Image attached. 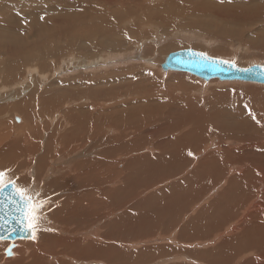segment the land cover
Listing matches in <instances>:
<instances>
[{"label": "rangeland", "instance_id": "obj_1", "mask_svg": "<svg viewBox=\"0 0 264 264\" xmlns=\"http://www.w3.org/2000/svg\"><path fill=\"white\" fill-rule=\"evenodd\" d=\"M25 1H27V0H25ZM48 1L51 4H54V2H55V0H48ZM65 1L66 2L67 1L69 2L70 1L71 2V5H70V2L69 3L67 2L69 4L67 6L68 8L67 7L61 8V9L60 8L59 9L56 8L55 10L47 11V12H44V13L43 12H37L35 10V7H34L35 6V1H33L34 3L32 2L31 4L27 5L26 8H27V10L29 9V7H30V9H34L35 10V14H33V15L28 14L29 17H28V15L25 14L24 17H23L25 19H23V18L20 19V22L21 23L28 24V25L31 26V28H29L27 25H24V26H21L20 29L18 30V31L22 30L21 33L25 36V38H27V41L21 40V42H22L23 45L19 44L17 46V47H19V46L21 47L20 50H18V49H15L14 50L13 49L15 53L17 51H20V54L19 53H16V54H19L18 55V58H20V56L21 57L26 56L27 55V52L30 51V50H28L29 48H31V50H32V49H35V47H38L39 45H43L44 43H47V45H50L52 48H56V47L58 48L57 45L59 43L60 50L62 48L64 50H62L61 52L58 51L59 54H54V56L52 54H48V56H44V54L41 55L40 57L42 59H40V60H42L43 63L45 62L44 64L42 62H40V60H39V62H40V64H39L38 60L34 59V60H32V63L30 61L25 67H22L21 66L22 67V70H23V75L26 74V70H27L26 67L27 66H29V67H27L28 69H31L32 66H33V68L36 69L37 72L41 74V76H43L45 74L44 76H46V80H44V82H43L42 80L38 79L39 77L37 78L36 77L37 74L35 73V76L34 77L36 79L35 78H34L35 80L31 79V77H32L31 76L30 77V80L28 79V81H27L28 83L31 84V85H29V88H33L32 90H34V87H35L36 88L35 94L38 92L35 95V98H37L38 101L36 99H34L33 102L35 104L31 101V105L32 106L34 105L32 107L34 111L32 110V112L35 115V120H34V125L35 126H33V128L35 127V130L33 128L27 127L28 129L30 128L29 130H31L30 132L29 131L27 132L26 131L27 128L24 126V129L25 130L22 129L21 132L22 131H25V132H22V133L20 132L21 133L20 134L18 132V131H20V125H17V126L15 125L14 126L13 123H12V121L10 120V119H13V117L16 116V115H13L12 112H6V114L3 113V114L0 115V119H2V120H0V133H4L5 135L10 134V135H7L6 136L8 138L5 139V141L0 145V150L3 149V148H5L6 146H8L9 144H11L13 142H15V146H16V148H13L12 151H10L8 153V155H7V158H8L7 160L9 161L10 165L7 166V167H2L0 165V172H4L6 174L5 177H4V180L7 179V177H9L11 173H14L15 175H17V176H15L14 178H12L10 180H5V183H8L9 181H12V182H15L18 187H20L19 186L21 184L20 182H22L21 179H25V182H24L25 183V186L23 187V185H24L23 184L21 187L24 188V189H27V194L32 195L36 199H43L46 202L45 203V207L43 209L42 218L40 219L39 224H38V228L33 233V236H35V235L38 236L39 234H43V233H49V231L52 230V228H50L49 226H52L53 227V225H54L53 221H54L55 218L49 219L46 215H48L50 211L52 212L53 209L56 208L57 205L56 204L54 205L55 202H58V204H59L60 202H63L64 200H67L68 201L67 202V205L69 203L70 204H69V207L67 205L65 206L67 210L65 209L64 205H62V210H61V214H62L61 217H62V219H65V221H68L70 223L69 225L72 228L74 226L78 225V223L80 224L81 221H84L86 223H88V222L89 223L90 222L91 223H94L96 220H98V221L100 220V222H99V231H100V234H102V236H104V239L105 240H109L110 241V244H106L105 245L106 246L105 248H115V249H117L116 252L118 251V249L119 250H123V252H124V250L126 251V250L130 249V250H128V256L129 257L127 259H123V257H122V254L123 253L120 251V253H117V254H120V256L118 257L119 259L116 258L117 257V254H116L115 262L117 264H121V263L122 264H127V263L128 264H138L136 262V260H129V259H131V257H135L137 255H140L141 254L140 253L141 251L146 252L144 250L147 247H149V249L151 250L152 248L153 249L154 248L155 249H158L161 244H162V246H167V245H170L171 244L168 241L165 242L162 239H157L158 237H156V238L148 237L149 236L148 235L149 233L147 234L146 232H149V231L143 229L145 231L144 232V231H141L140 230V228H144L146 226V223L147 222L141 220V218H140L141 211L140 210H137V208L139 207V202L147 201L149 198H151L153 196H157V195L159 197L164 196V197H166L169 200L170 199H173V197H171V195H172L171 194V191L168 190L166 188V186H165L167 184L163 185L166 181L164 183H163V181H160L161 183L158 182L160 184L157 185L156 187H154V186H151L150 187L151 181L148 183L149 186H146V187H144L143 185H141V186H139V188H136L134 186V188H136L135 191H134V189L131 190V188L133 187V183L132 182H131L130 186L127 189L123 188L122 187L121 180L124 183L125 180H126V178L128 177V175H126L128 173H127V171H125V166H126V164L128 162H130L133 159H146V158H152V160L153 159H157L159 157V155H161V153L163 154V156L165 158L167 155H164V154L169 149L166 150L165 152L162 151V150L160 151L159 149H157V145H159L161 143L168 142V140L170 139V137H179V138H181V136H183V135L186 137L187 135H185V134H187V131L191 129V126L188 125V124L181 125L179 123V120H178L180 118V116H176L177 114L174 115L172 113V110H171L172 105L169 106L170 105L169 102H171V99L168 96H165L166 94L169 95L170 92H167L165 89H162V87H164V84H168V83L171 82L169 85L172 88H174L175 85L176 86H178L180 84L187 85L188 91H190L192 93V95H191L190 92H186V93H190V95L188 97H187V94H185V93H183V94H181L179 96H176V95L172 94L174 97H180V101H178L179 103L177 104V102H176V107L177 108H182V109L185 107V105L183 103H181V101L183 102V100H184L185 103H189V100L188 99L193 100V103L194 102L195 103H199V105H201V107H207L208 106V101L210 99H208L206 102H204L203 100H205L206 98L210 97L214 92L216 93V103H217L219 101V96L217 95V91H219L221 89H223L222 91H229V90L232 89L231 91H229V92H231L229 94L232 95V96L237 95V92L238 91H241L242 93L245 92V91L254 90V89L261 90L262 92L264 91V86L263 85H257V84H252V83H246L247 84L246 85L244 83V86H243V82H241L242 84H240L238 82H235V83L234 82H226V83H224V82H221V81H218V80H215V81H213V80L210 81L209 80V82H208V81H204V80H202V79H200V78H198V77H196L194 75H191L189 73H180V72H178L179 74H183V77L179 76L177 78L175 77L174 79H170L172 76H175L176 75V73H174L175 71H170L169 73H164L162 71V76H160V74H158L157 71L154 68H151L148 65L146 66V64H144L143 61L140 59L141 56L144 55V52H143L144 51V48L147 46V48H145V49H147L148 52H149L147 54L145 53L146 56L148 58L149 57H152L158 63L160 61H163L164 58H165V55L167 56V54H169V53H172V52H175V51L177 52V51H181V50H192V51H196V52H199V53H203L204 55H206V56H208V57H210L212 59H218V60H222V61L234 62L235 65H237L238 67H242V68H247L248 66L250 67L252 65H260V66L264 67V40H260V38H259L260 36H264V21H262V20H264V18H263L264 17V11L262 12V10H264V0H245V2H242V6L244 8V11L242 12V14H239L240 17L235 16V15H238V14L230 13V12L214 13V15H213V13H209L208 14V12H202V11H200L202 13V14H200L199 11H197V12L195 11L196 12L195 14H198L197 17H198L199 20H203V21H206L207 20V22L208 21L209 22L211 21V24H210L209 27H204V26H201L200 25V26H197V28L191 29L190 26L184 25L185 26V28H184V26H182L181 24H179L177 22V20H176L174 22L175 25H173L174 27H171L170 24H167L166 28H168V29H165L164 30V29H161L160 28L156 32H153V36H148L147 37V36H143V29H139L140 30L139 31L140 33L139 32H136V31H138V28H140V27L139 26L137 27V26L134 25L133 27L129 28V30H128L129 33L131 32V34H133V35H131L132 37L131 36L130 37H127V39H126L127 42L125 41V39H122V43H123L121 45L122 47H120V48L118 47V50L116 51V52L119 51V53H116L115 52V53H109V54L107 52H105L103 49H106L109 46H112L113 44L106 45L108 47H106V46L105 47H99L100 48L99 49L96 46V44L93 45V42H92L90 44L92 47L89 46V48L87 49L86 46L83 45V40L80 41V39H83L81 37L82 36V34H81L82 33L81 28L82 27H80L79 25H76L75 26L72 23L73 18L76 17L79 14L78 11H80V10H82L84 8V6H81V5H82V3L85 2V0H65ZM65 1L64 0H60V2H63V3H66ZM76 1H77V3H76ZM135 1L142 3L143 0H140V1L139 0L138 1L135 0ZM135 1L133 2V0H131V4H132L131 6H134L135 4H137ZM72 2H74L75 4H79V5H76L75 6V4H73ZM91 2H92V4L93 3L99 4V1L98 0H93ZM156 2H158V1H155L154 3H156ZM145 5L152 6L153 4H145ZM122 8H124V6H122L120 9L122 10ZM96 9H99L100 10V8H96ZM124 9L127 10L128 7L125 6ZM75 12L76 13L78 12V13L76 14ZM74 13H75V16L72 15ZM248 14H249V16H248ZM139 15L140 16H144V13H140ZM191 16H192V14L186 15L187 20H191V18H192ZM241 16H243L244 18L241 17ZM48 17H50V18L49 19H46ZM197 17H193L192 20H195ZM69 18H70V20H69ZM229 18H231V19H229ZM42 19H45L47 22H51V21H55V22H53L51 24H45L44 25L43 23H41L42 22L41 21ZM61 19L62 20L65 19L66 21L69 20V22L67 21V22H64L63 23ZM174 19H176V18H174ZM246 19H248V20H246ZM238 20H239V22H238ZM28 22H30V23H28ZM32 22H34V23H32ZM131 23H133V22H131ZM53 24L54 25H57V26H54ZM172 24H173V22H172ZM217 25H219V26H217ZM182 27H183V29H182ZM229 27L231 29H229ZM173 28H174V30H173ZM205 28H206V30H205ZM207 28H209V30ZM210 28H211V30H210ZM130 29H134V30H130ZM238 29H241L243 31L238 30ZM215 30H216V32H215ZM18 31H13V32L11 31V33L14 34V33L18 32ZM172 31H173V33H172ZM190 31H191V33H190ZM200 31H202V33H200ZM204 31H205V33H203ZM217 31H219V32H217ZM220 31H222V33ZM240 31H241V33H240ZM60 32L61 33L63 32V33L60 34ZM66 32L68 33L69 42L75 41L78 38L77 40L80 41L79 44H78L77 41L75 43L78 44L77 46H78V49L79 50H69L68 51V49H66L68 47V44H69V42H67L68 41V38H67V33ZM159 32H161V34H158ZM165 33H167V35ZM174 33L175 34L176 33L177 34L180 33V34H178V35L175 36ZM184 33H187V34H185V36H183ZM262 33H263V35H262ZM58 34H60V35H58ZM63 34L64 35L66 34L65 35L66 37ZM137 34H138V36H137ZM214 34H215V36H214ZM238 34H239V36H238ZM258 34H261V35L259 36ZM169 35H170V37H172V39L170 37H168ZM181 35L183 36V38H182ZM155 36H157V37L160 36V37H158V39L161 38L159 40H162L163 41V42L161 41L162 42V45L161 46H160L161 42L160 43L159 42H156V44L152 45L153 41L155 40L154 38H156ZM161 36L165 37L166 39L163 38V37H161ZM12 38H14V37H12ZM59 38L61 40H59ZM62 38H63V40H62ZM64 38H67V39L64 40ZM129 38H131V39H129ZM198 38L200 39V41L198 40ZM96 39H98V38H96ZM132 39H133L134 42H132ZM145 39H147V42H149V43H147ZM149 39L150 40H153V41H150ZM249 39H251L250 42L246 41V40H249ZM62 42L64 44H61V46H63L61 48L60 43H62ZM170 42L176 43L175 46L173 45L174 46L173 48L167 47V44L170 43ZM251 42H253V43H251ZM12 43H14V42H12ZM127 43L129 45H127ZM141 43L144 44V45H141ZM186 43H187V45H186ZM205 43H207V44L205 45ZM80 44H82V45H80ZM207 45H208V47H207ZM81 46H83V48ZM14 47H16V46H14ZM125 47H127V48H125ZM253 47H255V48H253ZM141 48H143V49H141ZM154 48H155V50H153ZM157 48H159V51L156 50ZM43 49L45 51H47L48 50V47H45V48L43 47ZM133 50H134V52H133ZM85 51H86L87 54L85 53ZM88 52L90 53L89 55H91V57H89ZM134 54H137V55H134ZM140 54H142V55H140ZM6 55H8V58H15L16 59L15 55L13 56L12 54H5V56L4 55H1L0 57L1 58L3 57L2 59L5 60L7 58ZM113 55H114V57H112ZM9 56H12V57H9ZM55 56H57V57H55ZM242 57H244V58H242ZM159 59H160V61H159ZM110 60L113 61L112 64H108L107 63ZM102 61H104V63H106V65H110V66L107 67V68H104L103 65H100V63H102ZM43 66H45V68ZM93 70H95V71H93ZM152 72H154V74ZM155 72H156V74H155ZM163 73H164V75H163ZM140 74H141V76H140ZM169 76H170V78H169ZM184 76H188L189 79H187V77H184ZM25 77H26V75L25 76H22V80ZM161 78H162V80H161ZM181 78H184V79L181 81ZM37 79L40 81L39 86H38ZM53 79H54V81H53ZM174 80H175V82H174ZM13 82H10V84L7 83L8 85L6 87L8 88V87L12 86L11 84H13ZM159 82H160V84H159ZM179 82H183V83H179ZM233 83H234V85H233ZM258 86H260V87H258ZM42 87H44V88H42ZM117 87H118V90H116ZM228 87H229V90H228ZM255 87H257V88H255ZM235 88L238 89V90H236ZM8 90H10V89L8 88L7 91ZM42 90L43 91L45 90L47 92H50L51 91V93H54L55 94V97L52 99V101L53 100L54 101L53 102L50 101L48 104H46V103L45 104H42L41 101L39 100L40 99V96L43 94V91ZM69 90H71V91H69ZM149 90L152 91L151 93L153 95L155 94L154 96H158V95L162 94L163 95L162 96V100L164 101V103H163V101H161L159 107L158 106H155L157 103H159V100L156 101V99H157L156 98L155 99V102H153V104H152L153 106H151L148 109V112H146V109L145 108L143 109V111L146 112L145 113V117L140 118L139 116H135L136 119H134V120L128 119V121H127L128 124L129 123H135V124L132 126L133 127L132 129L130 127L131 131H129L126 134H123L122 137H120V133H119L118 136H116V137H119L120 138L118 149L115 152L116 156L110 157L112 154L111 153L107 154L108 151H107V148L106 147L108 145H105L104 147H101L100 149H92V151H93V153L95 155H97L99 153V151L102 149L100 151V153H101V156H100L101 157V160L104 161V162H110V160H114V162H111L112 163L111 165H108L107 164L108 167H106V164L103 162V163H101V167H100L99 171L95 170V173H94V172L88 170V171H84V173H81L80 174L82 168H79L80 165H79L78 162H80L79 160L82 159V158H84V159L87 158L84 155L81 154V157H79V158L77 157V158H74L73 159L74 161H76L75 166H71V164H70L69 167H66V166H64L62 164L60 165L59 162L56 161L57 158L58 159L59 158H63V161L65 162L66 161L65 158H67V154H69V156L75 155L76 152H78V151L80 152V149L90 150V142H89V139H87V141L85 142V144H83V142L80 143V141H78L77 143L74 142L72 144L73 147L72 146H70V147L67 146V144H65L66 142L63 143V138H65L63 136L65 134L62 135V133L63 132L68 133V130L69 129L72 130V127L71 128L69 127L67 129L69 123H70V126H75V123L76 122L74 121L73 116H78L81 119H83L84 125H86V123H89L90 125H87L89 128H95V129H97L98 130L97 131V134L98 135L101 136V134H102V137H105V138L111 137L114 133H116L113 129H111L108 132V134H107V128L110 127L111 125H113L112 124V118H111L112 115L111 114L115 113V114L121 115L124 112V110L122 108L129 107L130 104H132L135 101L134 99L136 97H137V100H138V102L136 104L138 106H143V103L142 102L140 103L141 98L143 99L144 96L145 97L146 96L148 97V96L152 95L149 92ZM158 91H160V92H158ZM198 91H200V92H198ZM233 91H234V93H233ZM69 92H70V94H69ZM87 92H88V94H87ZM96 92H98V95H97L98 98L94 95V93H96ZM100 92H101V94H103V95H101V97H99ZM60 95H63V96L61 97ZM91 95H94V96H91ZM205 95H207V96H205ZM36 96H38V97H36ZM241 96L244 97V98H242V101H240V103H238V107H237V105H234V103L231 102V101L229 103L230 106H231L230 108H232V109L234 108L236 110L229 109L227 111L225 109H222V113H221V110H219V108L221 109V107H216L215 113L216 112L218 113V110L220 111L219 112V119L218 120H219L221 126L223 125V122H224V126H226V125L227 126H231V124H234V123H235V126H237L238 124H239V126L240 125L243 126V124H240V123H244L245 118H248L247 120H249V121L252 120V121H250L251 122L250 125H253L252 128L249 125V128L246 129V131H249V129H250V131H252V134L250 135V137H264V134H263L264 133V128H263L264 127V111L263 112H260V109L258 107L259 106V99H258V101H257V99H256V101H254L250 97L256 96V95H251V94H242ZM132 97L134 98L133 100H132ZM183 97H186V98L183 99ZM165 98L168 99V100H170V101L168 103L167 102L165 103ZM57 99H60V100L58 101ZM159 99H161V98H159ZM145 100H149V99H145ZM18 101H16V102H18ZM36 101H37V103H39L38 104V107H37ZM7 102H8L7 100H6V102H1L2 105H1V103H0V105L3 106L4 104L5 105L14 104V103H9L8 104ZM51 103H53V104L51 105ZM136 104H133L132 105V108L133 109H136V106H137ZM165 104H169V105H166V107H165ZM252 104L253 105L255 104L254 105L255 107ZM161 105H162V107H161ZM248 105H251V106L249 107ZM53 106H55V107H53ZM252 106H253V110H252ZM235 107H237V108H235ZM247 107H248V110L246 109ZM36 108L38 110H36ZM43 108H45V109L43 110ZM46 109H48V110H46ZM153 109H155V110H153ZM161 109L163 111L165 110L164 111L165 113ZM242 109H245V110H242ZM168 110H169V112H168ZM249 110H251V111H249ZM93 111H95L96 113L93 112ZM155 111H157L160 114V116L157 113L154 114ZM166 112H168V113H166ZM231 112H233V113L231 114ZM234 112H235V114H234ZM238 112H239V114H237ZM57 113H59V114H57ZM72 113H74V114H72ZM174 113H178V112L177 111L176 112L174 111ZM257 113H259V114H257ZM60 114H61V116H60ZM251 114H252L253 117H251V116L249 117V115H251ZM52 115H53V118H52ZM57 115H59V116H57ZM68 115H70V116H68ZM97 115H98V117H97ZM232 115L235 116V117L237 116V117L236 118L235 117H232ZM244 115H246V117ZM259 115H261V118H259ZM7 116L8 117H11V118H9V120H5V118L8 119ZM100 116H101V118H100ZM155 116H157V117H155ZM57 117H58V119H57ZM67 118H69V119L73 118V121L74 122H70V120L67 119ZM144 118L147 119V121H148L146 123L147 125H145L146 126L145 129H143L142 128L143 125L141 126V124H140V122L142 121L141 119H144ZM155 118H158V119H155ZM256 118L257 119L259 118V122H258V120ZM174 119L177 121V123H176V121ZM255 119H256V121L258 123H256ZM64 120H65V122H64ZM67 120H68L69 123L67 122ZM260 120H262V121H260ZM49 121H50V123H49ZM159 121L161 122V124L159 123L160 125L158 124ZM232 121L234 123H232ZM240 121H243V122H240ZM52 122H54V123H52ZM236 123H237V125H236ZM261 123H262L263 126L261 125ZM148 124H149V127H148ZM254 125H255V129H254ZM21 126H23V125H21ZM161 126H162V128H161ZM184 126H185V128H184ZM259 126H261L263 129H261ZM36 127H37V129H36ZM150 127H151V129H150ZM156 127H157L158 130L161 129V130H159L160 132L158 130H157L158 132L156 131ZM11 128H13V129H11ZM17 128L19 130H17ZM138 129H140V132H139ZM148 129H150V130H148ZM254 130H259L262 133L261 134H256L254 132ZM152 131L153 132H156V133L153 134ZM95 132H96V130L93 131V133H95ZM141 132H144V133H141ZM58 134H59V137H57ZM117 134H115V135H117ZM153 135H154V137H152ZM207 136L208 137H206V140H211V138H212L211 135H207ZM67 137L71 138V135L68 134ZM81 138L85 139V137H78L77 139H81ZM202 138L203 137H200V141L202 140ZM90 140H91V137H90ZM225 140H232L233 145L235 143L237 144V145L236 144L234 145L237 149L240 147V145H238L239 144L238 143L239 141H238L237 137H225ZM250 140L251 139H249V141ZM123 142L125 144H127V145H124ZM129 143L131 144V146H130ZM222 144H223V142H221V141L219 142V140L217 138V141H215V146H217V147L220 148V147H222L221 146ZM44 147H46V148H44ZM217 147H216V149H219ZM235 147H233V146L230 145V147L228 149H225L224 150L227 153L229 152L228 153L229 154L228 157H227V154L225 155V154L222 153L221 154L222 157L219 156V158H210V160H209L210 162L211 161H214V162H211L212 164L209 161H206L207 162V165L204 163L205 160L207 159V156H205L203 159L201 157H198L199 159L198 158L197 159L194 158V161L195 162L192 163L193 164L192 165V168L189 167L188 173L183 174L181 176H178L179 177L178 180L179 179H182L184 177V179H187L188 181H190V185H188L186 187H183V188H182V186H180L179 189H175L177 192L182 193V194H184L186 196H190V195H192V192L194 191L196 193L198 192L199 194H201V197L202 196L204 197V200L203 199L200 200V204H202V205L198 204L197 207L196 206L195 207L192 206L189 209L184 210L185 211L184 214L187 215V216L184 215L186 218L184 217V218L180 219L182 221L181 223H178L177 222L178 223L177 224V227L178 228L179 227H182V229H180L181 231L182 230L185 231L184 227L186 229H188L185 232H182L183 235H185L184 233L188 234L189 232H190V234L192 232L194 233V231H196V229L197 230H200V233L201 234L208 233L206 231L207 230L206 227L209 226V225H211V220H210L211 219L210 213L212 212L211 205H208L207 206L208 209L211 211L210 213L207 212V214H206L207 217H206L205 213H203L204 215L202 214L201 217L200 216L197 217L198 215H195L193 213V215H195L196 217L195 216L192 217L193 215L190 214V212H191L190 209L194 208L195 209V213H197V212L199 213L202 209H206V206H205L206 204L205 203H207V202H205V201H208L209 202V200L210 201L213 200L215 196L219 195L226 188H228V187L231 186V188L234 189L233 190V194L236 195L235 196L236 198L234 199V201L236 200V203L233 202L234 204L232 205V209L236 210L237 213H238V215L244 209V208H242V210H241V207L242 206L239 205L238 202L241 201L240 204H243L246 199L249 200V201L252 199L251 197L248 198L246 196L247 194L245 195V192H244V195H243V192H242V190L240 188V187H243V189H245V187H246V192L248 193V191L250 190V187H251V185H249L251 183V182H249L250 179L248 180V182H246L247 180H245L244 185H243V182L242 181H241L240 184L234 183L235 186H234V184L233 185H229V183L232 182L230 180L232 174H228V172H230V169L229 168L238 165L236 163H231V161L229 159L230 156L231 157L234 156L233 157V161L234 160L235 161H242L243 158L245 157L243 155L244 153L243 154H241L240 152H234L233 153L232 151H233V149L235 150ZM68 148H70V149H68ZM125 148L126 149L127 148L129 149L130 148V150H128V149L126 150ZM222 149H223V147H222ZM230 149L232 150L231 152L229 151ZM174 150H177V149H174ZM192 150L193 151L194 150L197 151L196 148H192ZM226 150H228V151H226ZM92 151H90L89 155H92ZM47 153H48V155H47ZM135 154H138L137 156H139V155H143V156H141V157H135L134 156ZM231 154H233V155H231ZM28 155L33 156L34 159L30 158L31 156L28 157ZM43 155L45 156V163L46 164L44 163L43 165H40V164L37 163V161L39 160V157L40 156H43ZM195 155L196 154L194 152V156ZM235 155H237V156H235ZM25 156H27V157L25 158ZM37 158H38V160H37ZM46 159H48V160H46ZM259 160L261 162H263L264 161V157L260 158ZM12 161H14V163ZM92 162L94 163V161H92ZM218 162H220L221 165L222 164H224V165L221 166V165H219ZM197 165H199V166L196 169V166ZM210 165L213 166V168H211ZM262 165H263V163H262ZM214 166H215V168H214ZM75 167H76V169H75ZM138 167H139L138 170H141L142 172H145V166H138ZM53 168H55L57 171H60V172L57 173L56 170H55L56 172H54L53 171L54 170ZM103 168L104 169L107 168L109 170V172L106 171L107 169L104 170ZM42 169H43V171H42ZM192 169H193L194 172H192L193 175L192 174L190 175L192 177L189 178L188 175L190 174V172H191ZM215 169L218 170V171L221 169L220 171H222V172L219 173V174L216 172L217 174H215V175L211 174L213 172L215 173V171H216ZM27 170H30V172H27ZM48 170H49V173L51 172L49 175H48V172H47ZM203 170H205V171H203ZM159 171H160V169H159ZM16 172H18V173H16ZM205 173H207V175ZM221 174H223V175L221 176ZM123 176L125 177V178H123L125 180L122 179ZM133 176H134V174L132 172L131 177H133ZM187 176H188V178H187ZM204 176L207 177L206 178V181L205 180L203 181L201 179ZM40 177H42V178H40ZM223 177H226L225 178V183L223 182L224 181V178ZM95 178H97V183L95 181ZM104 178H107V182L110 181L113 178H114L113 180H116L117 179L118 181L116 180L115 182H113V184L112 183H108L109 185L108 184H105V186H109L110 188H107V187L105 188V192H106V194L104 195L105 197L102 196V194H101V196H102L101 199L99 201H97L98 202L97 206H99V207H97L96 205H95V207L94 206L93 207H89L91 205L92 201L95 202V199H94L96 197L95 196L96 195L95 192H98L99 191V187H101V182H102V184H104V182H103L104 181ZM108 178H109V180H108ZM140 178H142V176H139L138 175V177L136 179H139L140 180V183H141V179ZM208 178L210 179V182H209V179ZM58 179L60 180V182L58 184L59 187L52 188V187H56L57 186L55 184L58 182ZM211 179H212V182H211ZM216 179L217 180L220 179V181H213V180H216ZM216 182L217 183L219 182V183L217 184ZM118 183H120V184H118ZM178 183H179L178 181L177 182H174V185H171V186L174 187ZM211 183H213V184H211ZM205 184H207V185H205ZM236 184H238V185H236ZM245 184H247V185L245 186ZM97 185H98V188H97ZM211 185H212V187H211ZM214 187H216L215 190L210 189V188H214ZM236 187H237V189H236ZM155 188H157V189L155 190ZM196 188H198L199 190L196 189ZM195 189H196V191H195ZM92 191L94 192L93 195H92V193H93ZM155 191H156V193H155ZM202 191H203V193H202ZM110 192H112V193H119V195L118 196L114 195V197H112V193L109 194ZM205 192H207L209 195H212L213 194L212 197H210V199H208L207 196H209V195H207V193L205 195L204 194ZM211 192H212V194H211ZM236 192L237 193L240 192V196H238ZM37 193H39V196L38 197L36 196ZM85 193H87V194H85ZM125 193H126V195H125ZM80 194L86 195V196L83 197L84 200L80 198ZM258 194L261 195V196H263V194H264V188L261 191H258ZM87 195H90V196L88 197ZM123 195H124V197H123ZM108 196H109V198H108ZM121 196H122V198H121ZM68 197H69L70 200L68 199ZM116 197H117V199H116ZM205 197H207L208 200L207 199L205 200ZM227 197L231 198L229 196V194H228ZM86 198H87V200H86ZM106 198H107V200H106ZM127 198H129V199H127ZM211 198H213V199H211ZM121 199H122V201H119ZM78 200H80V203L81 204L80 203L79 204H76L78 202ZM130 200L131 201L133 200V201L130 202ZM86 201H89V202H86ZM178 201L181 202L180 200H178ZM74 202H76V203H74ZM72 203H74L75 205L72 204ZM237 203H238V205H237ZM88 204H89V206H88ZM49 205H51V206H49ZM72 206H74V208H71ZM106 206H107V209H106ZM238 206H240L239 207L240 209L238 208ZM234 207L237 208V209H235ZM68 208H70L69 209L70 212L68 211ZM72 209H75L76 210L75 211L76 214L74 213V210H72ZM81 210L84 211V212H86V211H88V212H86L84 214V212L82 213ZM93 210H94V212H92ZM206 211H207V209H206ZM248 211H250V210H248ZM45 212H46V214H45ZM125 212H127V213H125ZM68 213H70V215ZM92 213H93V216H92ZM124 213H125V215H124ZM144 213H145V211H142V214H144ZM221 213H223V211H221ZM221 213H219L218 215L223 216V215H221ZM249 213H247V214H249ZM109 214H111V215H109ZM78 215L80 216V218H79ZM129 215H133V217L135 219L134 222L131 221L133 223H131L129 221V219H128V218H130ZM188 215L190 216V218H189ZM72 216H75V217H72ZM71 217H72V219H71ZM86 217H88L89 219L86 218ZM77 218L79 220L80 219H82V220L81 221L75 220ZM85 218H86V220H85ZM90 218H92V219L90 220ZM156 219H154V220H156L155 223H157V222H159V223L156 224V225H154V229L158 225L159 226L164 225V217L163 216H160L159 217V220H158V218H156ZM205 219H206V221H205ZM114 221H117V222L119 221V224L116 227H114L112 230L111 229H108L106 227V224H108L109 222L114 223ZM186 221H187V225L186 226H183L182 224L184 223V225H185L186 224ZM190 221L191 222L192 221L193 222L195 221V222L194 223L192 222V225H190L191 224ZM205 222H207V223H205ZM230 224H232V222ZM238 224L239 223L237 222L236 226H238ZM27 226H28V221H27ZM62 226L58 224L55 227V230L58 232L59 230H62L63 229V231H67L68 233H71V229H70L71 227L70 226L67 227L64 224ZM102 226H103V228H102ZM188 226L192 229V231H189L191 229L187 228ZM202 226L203 227L205 226L204 228L206 230L205 229H202L203 228ZM123 227H125V230L124 231H121V229H123ZM92 229L95 230V227L93 226ZM154 229L152 231H154ZM42 230H44V231H42ZM201 230H203V232ZM187 231H189V232H187ZM205 231H206V233H205ZM120 232L129 234L131 236L130 238L133 239V241L130 240L131 242H140V243H142L143 241L145 242L146 240H142L144 237H145L144 239H147V240L156 239V240H153V242L152 241H150V242L157 243L158 248H157L156 244L150 245L149 243L148 244L147 243L140 244L139 246L136 245V248L131 247V246L130 247H127L126 246V245H128V244H126L127 240L124 239V238H121ZM142 232H144V236H142V237L141 236H136V234H142ZM217 232L219 233L220 231L216 230V232H214L213 235L214 234H217ZM152 233H154V232H152ZM160 233H162V232H160ZM165 233H167V232H165ZM213 235L211 234L210 236L212 237ZM226 235L228 236L229 233L228 234L226 233L222 238H225ZM60 236L61 237H64V238H66L65 236H67L69 239L71 238V237H69L66 234L65 235L62 234ZM211 237L209 239H211ZM112 238H116V239H112ZM37 239H38V237L35 236V237H32L30 240L36 242ZM190 239H194V238H190ZM99 241H100L101 245L105 243V241H102V240H99ZM5 242H9V244H6L7 245L6 247H9L10 245L15 244L14 242L11 243L10 241H5ZM202 242H203V240H202ZM84 243H86V242H84ZM197 243H201V241L200 242H197V241H194L193 242V244H197ZM117 244H121V245H117ZM145 244H146V246H145ZM171 245L172 246L173 245L175 246V244H171ZM133 246H135V245H133ZM153 246H155V247H153ZM176 246H178V245H176ZM142 248L143 249L145 248V249L143 250ZM186 248H190V247H186ZM194 248H197V247L194 246ZM194 248L192 246V248H190V249H194ZM149 249L147 248V250H149ZM177 250H180V248H177ZM138 251H140V252H138ZM196 251L201 252V251H204V249H201V250L198 249ZM74 252L75 253H72L73 255L74 254H78V252L75 249H74ZM152 253H154V252H152ZM172 254L174 255L175 253H172ZM2 255H3L4 259H7V258H5L4 252H2ZM185 256H188V255L185 254ZM59 258L62 259V260L63 259L64 260H67L66 258H62L60 256L53 257V260L54 259H59ZM132 259H134V258H132ZM152 261L153 262H151V264H155L157 260L155 259V261H154V259H152ZM191 262H192L191 259H189L187 257L186 260H184L182 263H184V264H191ZM167 263L168 264H173V263L176 264L177 262L176 263L174 261H172L170 263L167 262V261H166V263L161 262V264H167ZM143 264H146V263H143ZM263 264H264V262H263Z\"/></svg>", "mask_w": 264, "mask_h": 264}, {"label": "bare ground", "instance_id": "obj_2", "mask_svg": "<svg viewBox=\"0 0 264 264\" xmlns=\"http://www.w3.org/2000/svg\"><path fill=\"white\" fill-rule=\"evenodd\" d=\"M33 1H35V10L37 12H47V11H51V10H55L56 8L57 9H61V8H65L67 7L69 4V2L67 3L65 0L66 3H63V2H60V0H55L54 4H51L49 3L48 0H0V56L1 55H4L5 54H12L13 56L15 55L16 59L15 58H8V55L7 58L5 60H3L1 57H0V103L1 102H6V100L8 101L7 103H14V104H9V105H0V115L5 113L6 112H12L13 115H16L13 117V119H10L13 123V125L17 126V125H20V131H18L19 133L21 132L22 129H24V126L27 128V127H30V128H33L34 125V120H35V115L33 114L32 110H33V106L31 105V101L33 102L34 99H36L38 101L37 98H35V95L38 93L35 94V90L36 88L34 87V90H32L33 88H29V85H31L30 83H28V79L30 80V77L31 79L35 80L36 78L34 77L35 76V73L38 75H36V77L40 80H42L44 82V80H46V76H41L40 73L37 72L36 69L32 68L31 69H28L27 66L26 67V77L22 80V76H25L23 75V70H22V67H25L30 61L32 63V60L36 59L39 60L42 59L40 56L44 54V56H48V54H52L54 56V54H59V52H61L62 50H64L61 46V44H64L63 42L60 43V46H61V50L59 48V43H58V48H52L50 45H47V43H44L43 45H39L38 47H35V49H32L29 48L28 50H30L29 52H27V55L26 56H23L20 58H18V55L20 54V51H17L16 53H19V54H16L14 52L15 49H18L20 50V46L17 47L19 44L23 45L21 40H25L27 41V38H25V36L21 33L22 30L18 31L20 29L21 26H24V25H27L29 28H31L30 25L28 24H24V23H21L20 22V19L24 17V15H33L35 14V10L34 9H29L27 10L26 6L31 4ZM93 0H85L84 3H82L81 6H84V8L79 12V14L73 18V21L72 23L76 26V25H79L81 28V31H82V38L83 39H80L83 40V45L86 46V48L88 49L89 46H91L90 44L93 42V45L96 44V46L99 48V47H105L106 45L108 44H113L112 46H106L108 48L106 49H103L105 52H107L108 54L109 53H115L117 50H118V47H122L121 45L123 44L122 43V39H125V41L127 42V37H130L131 35V32L129 33L128 30L129 28L133 27L134 25L135 26H139L140 28H138V31L136 32H139L140 30L139 29H143V36H153V32H156L158 29H168L166 28L167 24H170L171 27H174L173 25L174 22L177 20V22L179 24H181L182 26L184 25H188L191 27V29H194V28H197V26H204V27H209L210 24H211V21L207 22L206 21H203V20H199L198 19V14H195L197 11H202V12H208L209 13H223V12H230V13H235V14H238V15H235V16H239V14H242V12L244 11V8L242 6V2H245V0H143L142 3L140 2H136L135 0H133V2L135 1L137 4H135L134 6H131V0H98L99 1V4H95L92 2ZM138 1V0H137ZM140 1V0H139ZM155 1H158L156 3H154ZM43 2V3H42ZM132 2V3H133ZM256 2V1H255ZM34 3V2H33ZM73 4H75L74 2H72ZM77 3V1H76ZM65 4V5H64ZM81 4V3H80ZM145 4H153L152 6H148V5H145ZM245 4V3H244ZM34 5V4H33ZM70 5H71V2H70ZM76 5H79V4H75ZM122 6H127L128 9H124L122 8V10L120 9ZM32 8V7H31ZM68 8V7H67ZM96 8H100L99 9H96ZM65 10V9H64ZM67 10V9H66ZM126 10V11H125ZM247 10V9H246ZM76 11V10H75ZM196 11V12H195ZM258 11V10H257ZM264 10H262L263 12ZM28 12V13H27ZM77 12V13H78ZM237 12V13H236ZM261 12V13H262ZM76 13V12H75ZM75 13L72 14L75 16ZM76 13V14H77ZM140 13H144V16H140L139 14ZM188 14H192V18L193 17H197L195 20H187L186 18V15ZM200 14H202L200 12ZM205 14V13H204ZM207 14V15H208ZM216 15V14H215ZM224 15V14H223ZM68 16V15H67ZM66 16V17H67ZM204 16V15H203ZM249 16V14H248ZM29 17V15H28ZM35 17V16H34ZM62 17V16H61ZM64 17V16H63ZM144 17V18H143ZM206 17V16H205ZM209 17V16H208ZM213 17V16H212ZM243 17V16H241ZM50 17L46 18V19H49ZM56 18V17H55ZM176 18V19H174ZM244 18V17H243ZM261 18V17H260ZM264 18V17H263ZM25 19V18H23ZM39 19V18H38ZM209 19V18H208ZM231 19V18H229ZM241 19V18H240ZM62 20V19H61ZM60 20V21H61ZM70 20V18H69ZM69 20H67L69 22ZM224 20V19H223ZM248 20V19H246ZM245 20V21H246ZM34 21V20H33ZM44 25L45 24H51L55 21H51V22H47L45 19H42L41 20ZM57 21V20H56ZM59 21V20H58ZM65 19L62 20V22H67ZM228 21V20H227ZM241 21V20H240ZM264 21V20H262ZM35 22V21H34ZM32 22V23H34ZM133 22V23H131ZM173 22V24H172ZM176 22V23H177ZM218 22V21H217ZM239 22V20H238ZM237 22V23H238ZM30 23V22H28ZM131 23V24H130ZM224 23V22H223ZM228 23V22H227ZM230 23V22H229ZM236 23V24H237ZM248 23V22H247ZM220 24V23H219ZM240 24V23H239ZM238 24V25H239ZM38 25V24H37ZM54 25V24H53ZM61 25V24H60ZM64 25V24H63ZM178 25V24H177ZM232 25V24H231ZM242 25V24H241ZM54 26H57V25H54ZM160 26V27H159ZM212 26V25H211ZM219 26V25H217ZM62 27V26H61ZM176 27V26H175ZM228 27V26H227ZM231 27V26H230ZM229 27V29H231ZM136 28V27H135ZM178 28V27H177ZM185 28V26H184ZM201 28V27H200ZM215 28V27H214ZM218 28V27H217ZM235 28V27H234ZM56 29V28H55ZM148 29V30H147ZM183 29V27H182ZM209 30V28H207ZM30 30V29H29ZM62 30V29H61ZM130 30H134V29H130ZM171 30V29H170ZM174 30V28H173ZM202 30V29H201ZM206 30V28H205ZM211 30V28H210ZM220 30V29H219ZM238 30H241V29H238ZM11 31H18L14 34L11 33ZM27 31V30H26ZM55 31V30H54ZM58 31V30H57ZM168 31V30H167ZM177 31V30H176ZM203 31V30H202ZM202 31H200V33H202ZM243 31V30H241ZM240 31V33H241ZM133 32V31H132ZM165 32V31H164ZM188 32V31H187ZM196 32V31H195ZM216 32V30H215ZM219 32V31H217ZM222 33V31H220ZM49 33V32H48ZM63 33V32H62ZM60 32V34H62ZM67 33V32H66ZM140 33V32H139ZM138 33V34H139ZM169 33V32H168ZM171 33V32H170ZM173 33V31H172ZM191 33V31H190ZM205 33V31L203 32ZM239 33V34H240ZM58 34V35H60ZM136 34V33H135ZM137 34V36H138ZM158 34H161V32H159ZM167 35V33H165ZM180 34V33H178ZM177 33L174 35H178ZM185 34L187 33H184L183 36H185ZM238 34V36H239ZM244 34V33H243ZM29 35V34H28ZM64 35V34H63ZM66 35V34H65ZM64 35V36H65ZM141 35V34H140ZM155 35V34H154ZM191 35V34H190ZM206 35V34H205ZM248 35V34H247ZM246 35V36H247ZM259 36L261 34H258ZM263 35V33H262ZM54 36V35H53ZM136 36V35H135ZM134 36V37H135ZM182 36V35H181ZM180 36V37H181ZM182 36V38H183ZM215 36V34H214ZM14 37V38H12ZM62 37V36H61ZM66 37V36H65ZM78 37V36H77ZM76 37V38H77ZM132 37V36H131ZM156 38H154L155 40H150V41H153L152 45L156 44V42H161L162 40H159L161 38L158 39V37L160 36H155ZM163 37V36H161ZM170 37V35L168 36ZM237 37V36H236ZM252 37V36H251ZM254 37V36H253ZM16 38V39H15ZM57 38V37H56ZM67 38H68V33H67ZM67 38H64L67 39ZM98 38V39H96ZM137 38V37H136ZM144 38V37H143ZM146 38V37H145ZM165 38V37H163ZM172 39V37H170ZM185 38V37H184ZM188 38V37H187ZM209 38V37H208ZM260 40H264V36H260L259 37ZM78 39V38H77ZM75 40V41H71L69 42V38H68V41L69 44H68V47L66 49L69 50H79L78 49V44H79V40ZM131 39V38H129ZM128 39V40H129ZM134 39V38H133ZM132 39V42H134ZM166 39V38H165ZM175 39V38H174ZM189 39V38H188ZM196 39V38H195ZM204 39V38H203ZM210 39V38H209ZM243 39V38H242ZM252 39V38H251ZM251 39L249 40H246L248 42L251 41ZM15 40V41H14ZM53 40V39H52ZM59 40H61L59 38ZM63 40V38H62ZM146 42H147V39H145ZM184 40V39H183ZM198 40L200 41V39L198 38ZM197 40V41H198ZM245 40V39H244ZM243 40V41H244ZM259 40V39H258ZM35 41V40H34ZM56 41V40H55ZM78 42L75 43V42ZM124 41V40H123ZM131 41V40H130ZM141 41V40H140ZM139 41V42H140ZM170 41V40H169ZM185 41V40H184ZM187 41V40H186ZM196 41V40H195ZM211 41V40H210ZM254 41V40H253ZM14 42V43H12ZM163 42V41H162ZM162 42L160 44V46L162 45ZM256 42V41H255ZM129 43V42H128ZM127 43V45H129ZM149 43V42H147ZM198 43V42H197ZM253 43V42H251ZM54 44V43H53ZM137 44V43H136ZM176 43H168L167 44V47H170V48H173L175 46ZM193 44V43H192ZM202 44V43H201ZM207 43H205L206 45ZM210 44V43H209ZM82 45V44H80ZM79 45V46H80ZM141 45H144L141 43ZM166 45V44H165ZM174 45V46H173ZM187 45V43H186ZM16 46V47H14ZM67 46V45H66ZM137 46V45H136ZM210 46V45H209ZM254 46V45H253ZM43 47H48V50L45 51L43 49ZM83 48V46H81ZM92 47V46H91ZM117 47V48H116ZM138 47V46H137ZM150 47V46H149ZM208 47V45H207ZM256 47V46H255ZM253 47V48H255ZM127 48V47H125ZM130 48V47H129ZM134 48V47H133ZM144 48V47H143ZM141 48V49H143ZM147 48V46L145 47ZM144 48V55L141 56V60L143 61L144 64H146V66H150L151 68H154L158 74H160V76H162V71L164 73H169L170 71L172 70H164L162 69V65L165 63L168 55L172 54V53H176L175 52H172V53H169L167 54V56L165 55V58L163 61H160L159 59V63L156 62L152 57H147L146 54L149 53L147 49ZM163 48V47H162ZM161 48V49H162ZM250 48V47H249ZM14 49V50H13ZM100 49V48H99ZM122 49V48H121ZM164 49V48H163ZM235 49V48H234ZM243 49V48H242ZM251 49V48H250ZM27 50V51H28ZM83 50V49H82ZM95 50V49H94ZM147 50V51H146ZM155 50V48L153 49ZM152 50V51H153ZM156 50L159 51V48H157ZM171 50V49H170ZM240 50V49H239ZM49 51V52H48ZM55 51V52H54ZM99 51V50H98ZM183 51V50H181ZM48 52V53H47ZM93 52V51H92ZM122 52V51H121ZM125 52V51H124ZM123 52V53H124ZM134 52V50H133ZM178 52V51H177ZM196 52V51H195ZM34 53V54H33ZM86 53V51H85ZM97 53V52H96ZM116 53H119L116 52ZM146 53V54H145ZM155 53V52H154ZM22 54V53H21ZM70 54V53H69ZM87 54V53H86ZM90 53L88 52V55ZM156 54V53H155ZM134 55H137V54H134ZM139 55V56H140ZM154 55V54H153ZM159 55V54H158ZM157 55V56H158ZM242 55V54H241ZM95 56V55H94ZM118 56V55H117ZM163 56V55H162ZM9 57H12V56H9ZM57 57V56H55ZM89 57H91V55H89ZM114 57V55L112 56ZM159 57V56H158ZM247 57V56H246ZM44 58V57H43ZM47 58V57H46ZM94 58V57H93ZM160 58V57H159ZM162 58V59H163ZM210 58V57H209ZM244 58V57H242ZM95 59V58H94ZM104 59V58H103ZM112 59V58H111ZM122 59V58H121ZM44 61V60H43ZM105 61V60H104ZM104 61H102V63H100V65H103L104 68H107L109 67L110 65H106V63H104ZM40 62H42V60H40ZM39 62V64H40ZM69 62V61H68ZM43 63V62H42ZM45 63V62H44ZM43 63V64H44ZM108 64H112L113 61L110 60L109 62H107ZM37 64V63H36ZM38 64V65H39ZM42 64V65H43ZM78 64V63H77ZM89 64V63H88ZM96 64V63H95ZM98 64V63H97ZM161 64V65H160ZM239 64V63H238ZM91 65V64H90ZM22 66V67H21ZM88 66V65H87ZM237 66V65H236ZM45 68V66H43ZM89 67V66H88ZM238 67V66H237ZM247 67V66H246ZM251 67V66H250ZM42 68V67H41ZM50 68V67H49ZM77 68V67H76ZM87 68V67H86ZM91 68V67H90ZM89 68V69H90ZM239 68H242V67H239ZM249 68V66L247 67ZM247 68H244V69H247ZM43 69V68H42ZM48 69V68H47ZM78 69V68H77ZM264 69V67H263ZM39 70V69H38ZM54 70V69H53ZM58 70V69H57ZM91 70V69H90ZM151 70V69H150ZM45 71V70H44ZM95 71V70H93ZM153 71V70H152ZM166 71V72H165ZM43 72V71H42ZM67 72V71H66ZM65 73V72H64ZM149 73V72H148ZM154 74V72H152ZM151 73V74H152ZM163 73V75H164ZM176 73L175 76H172L170 79H174L175 77H183V74H179L178 72H174ZM180 73H183V72H180ZM34 74V75H33ZM143 74V73H142ZM156 74V72H155ZM62 75V74H61ZM68 75V74H67ZM141 76V74H140ZM51 77V76H50ZM53 77V76H52ZM60 77V76H59ZM62 77V76H61ZM184 77H187V79H189L188 76H184ZM35 78V79H34ZM141 78V77H140ZM37 79L38 81V86L40 84V81ZM184 78H181V81L183 80ZM139 80V79H138ZM141 80V79H140ZM162 80V78H161ZM168 80V79H167ZM213 81L215 80H218V79H212ZM14 81V82H13ZM41 81V82H42ZM54 81V79H53ZM153 81V80H152ZM211 81V80H210ZM219 81V80H218ZM10 82H13V84H11L12 86L8 87L10 90L7 91V85L10 84ZM31 82V81H30ZM42 82V83H43ZM141 82V81H140ZM143 82V81H142ZM162 82V81H161ZM170 82V81H169ZM175 82V80H174ZM184 82V81H183ZM183 82H179V83H183ZM209 82V81H208ZM221 82H224V81H221ZM232 82H238L240 84H242L240 81H232ZM8 83V84H7ZM135 83V82H134ZM158 83V82H157ZM156 83V84H157ZM168 83V82H167ZM171 83V82H170ZM164 84V87H162V89H165L167 92H170L169 95L166 94L165 96H168L170 99H171V102H169L170 100L166 99L165 98V103L169 102V104H165V107L166 105H169L171 107V110H172V113L176 116H180V118L178 119L179 120V123L181 125H190L191 126V129L187 131V135L186 137L183 135L181 136V138L179 139H176V140H170L166 143H161L159 145H157V149H159L160 151H166L168 149H171V150H174V149H177V154L179 156H184L183 155V152L185 153L189 147L191 148H196L198 153L196 154L195 157H193L191 160H190V163H189V166L194 163V158H198V157H201L202 159L204 158V156H207V159L205 160V164L207 165V162L206 161H209L210 158H219V156L222 157V153L223 154H227V157L229 156V152H225L224 150L225 149H228L231 146L235 147L234 144L232 143V140H225V137H237L238 139V145H240V147L237 149L235 147V150L233 149V151L230 149L229 151L231 152H240L241 154H243L244 158H243V162L242 161H233V157L230 156V161L231 163H236L238 165L234 166V167H231L229 168L230 169V172H228V174H232L231 176V181L229 183V185H233L234 183H238L240 184L241 181L243 182V185H244V182L245 180H247L246 182H248V180L250 179L249 182H251L249 185H251L250 187V190L248 191V193L246 192V187L245 189H243V187H240L242 192H243V195H244V192H245V195L248 197V198H252L250 201L249 200H245V202L243 204H240L242 207H241V210L242 208H244L238 215L237 211L232 209V205L234 204L233 202L236 203V200L234 201V199L236 198L233 194V190L230 187L226 188L224 191H222L219 195L215 196L213 200H209L208 201H205L207 203H205L206 205V209H202L201 207V211L198 213H195V209L192 208L190 209V214L193 215V213L195 215H198L197 217H201L203 213H205V215L208 213H210L211 211L208 209V205H211V210L212 212L210 213L211 215V225L207 226V230L203 227H201L202 229H205L208 233H205L206 234H201L200 233V230H197L194 231V233L190 234L189 231H192V229L188 226L187 228L191 229L187 232H189L188 234L184 233L185 235L182 234V232H185V231H181L180 229H182V227H177V224L178 223H181L182 221L178 218H184L185 215L184 212L185 211H182L181 209H176V207H179L180 206H184V208L186 206H188L187 209H189L190 207L192 206H198V204H200V200L203 199L204 200V197L202 198L201 197V194H199L198 192H192V195L190 196H186L182 193H179L177 192L175 189H179L180 185L176 184L174 187H172L171 185H168L166 186V188L168 190L171 191V197H173V199H167L166 197L164 196H161L159 197L158 195L157 196H153L151 198H149L147 201H142V202H139V207L137 208V210H140L141 213H140V218L141 220L143 221H146V226L144 228H140L141 231H144V230H147L149 232H146L147 236L148 237H151V238H156L158 237L157 239H162L164 240L165 242H169L171 244H175V246L173 245H167V246H162V244L160 245V247L158 248L157 246V243H152L153 240H156V239H153V240H147V239H142L141 237L144 236V232H142V234H136V236H141L140 238L142 240H146L145 242L143 241L142 243L140 242H131L130 240L133 241L132 238H130L131 236L129 234H126V233H122L120 232L121 234V238H124L127 240L126 245L127 247H134L136 248V245L139 246L140 244H144V243H149L150 245L152 244H156L157 248L158 249H149V247H147L149 250H147V248L144 250L146 252H143V251H138L140 252L141 254L140 255H137L135 257H131V259L129 260H136V262L138 264H143V263H146V264H151L152 259H155L157 260L155 264H161V262H164L166 263L167 262H172L174 261L176 264H184L182 263L184 260H186V258L188 257L189 259H191V264H263L264 262V194L263 196L259 195L258 194V191H261L263 188H264V161L261 162L259 159L264 157V137H250V135L252 134V131H246V129L249 128V125L251 124L250 121L252 120H247L248 118H245L246 115H244L245 117V120H244V123H240V124H243V126H239V124L235 126V123L232 121V123L234 124H231V126H224V122H223V127L221 126L220 122H219V110H221V113H222V109H225V110H229V109H232L230 108V101L234 103V105H237L238 107V103H240V101H242V97L241 95L242 94H251V95H256V96H252L250 97L251 99H253L254 101H258L259 99V109H260V112H263L264 111V91L262 92L261 90H249V91H245V92H241V91H238L237 92V95L235 96H232L230 95L229 91V87H228V90L229 91H222L223 89L217 91V95L219 96V101L216 103V93L214 92L210 97L206 98L205 100H203L204 102H206L208 99H210L208 101V106L207 107H201V105H199V103H193V100L191 99H188L189 100V103H185L183 99H185L186 97H183V102L181 101V103H183L185 105V107L182 109V108H177L176 107V102L177 104L179 103L178 101H180V97H174L172 94L176 95V96H179L183 93L187 94V97L190 95V91H188V87L187 85L185 84H180L178 86L175 85L174 88H172L169 84ZM226 83V82H224ZM233 83V85H234ZM5 84V85H4ZM160 84V82H159ZM246 84V83H245ZM254 84V83H252ZM150 85V84H149ZM201 85V84H200ZM247 85V84H246ZM259 85V84H257ZM34 86V85H33ZM142 86V85H141ZM173 86V85H172ZM197 86V85H196ZM232 86V85H231ZM241 86V85H240ZM243 86H244V83H243ZM255 86V85H254ZM264 86V85H263ZM62 87V86H61ZM156 87V86H155ZM171 87V88H170ZM260 87V86H258ZM41 88V87H40ZM44 88V87H42ZM145 88V87H144ZM257 88V87H255ZM38 89V88H37ZM47 89V88H46ZM54 89V88H53ZM52 89V90H53ZM60 89V88H59ZM62 89V88H61ZM160 89V88H159ZM236 89V88H235ZM261 89V88H260ZM50 90V89H49ZM48 90V91H49ZM97 90V89H96ZM116 90H118V87L116 88ZM172 90V91H171ZM198 90V89H197ZM238 90V89H236ZM41 91V90H40ZM43 91V90H42ZM45 91V90H44ZM43 91V94L40 96V101L42 104H48L50 101H52V99L55 97V94L54 93H51L50 92H47ZM55 91V90H54ZM57 91V90H56ZM71 91V90H69ZM149 92L151 93L152 91L149 90ZM160 92V91H158ZM186 92H190V93H186ZM197 92V91H196ZM200 92V91H198ZM58 93V92H57ZM65 93V92H64ZM63 93V94H64ZM234 93V91H233ZM59 94V93H58ZM67 94V93H66ZM70 94V92H69ZM88 94V92H87ZM90 94V93H89ZM152 94V93H151ZM184 94V95H185ZM198 94V93H197ZM40 95V94H39ZM94 95L97 97L98 95V92L94 93ZM94 95H91V96H94ZM101 92H100V95L99 97H101ZM114 95V94H113ZM155 95V94H154ZM153 94L150 95V96H144L143 99L141 98V101L140 103L142 102L143 103V106H138L136 103L138 102L137 100V97L134 99L132 97V100L134 99L135 101L130 104L129 107L127 108H122L124 110V112L121 114V115H118V114H111L112 115V124L110 127L107 128V134L108 132L113 129L116 133H114L111 137H102V134L101 136L97 134V129L95 128H89L87 125H90L89 123H86V125H84L83 123V119H81L80 117L78 116H73L74 118V121L76 122L75 123V126H70V123L67 127V129L70 127H72V130L69 129L68 130V133H65L63 132L62 135H64L63 137V143L67 144V146H72V144L74 142H78L80 141L83 142V144H85V142L87 141V139H89V142H90V150H85V149H80V152H76L75 155H72V156H69V154H67V158L66 161L64 162L63 161V158H57L56 161L59 162V164L61 165H64L66 167H69L70 164L71 166H75V163L76 161H74L73 159L74 158H79L81 157V154L84 155L85 157L87 158H82L80 159L78 162L79 163V168H82L81 173H84V171H92L95 173V170L99 171L100 167H101V163H103L104 161L101 160V153L100 150L99 153L97 155H95L92 151V149H100L101 147H104L105 145H108L106 148H107V154L111 153L112 155L110 157H113V156H116L115 152L117 151L118 149V146H119V140L120 138L119 137H116L119 135L120 133V137H122L123 134H126L128 133L129 131H131V129L133 128L132 126L135 124V123H127L128 119L130 120H134L136 119L135 116H139L140 118H143L145 117V113L148 112V109L153 106V102H155V99L156 101L159 100V103H157L155 106H160V102L163 101L162 100V94L158 95V96H154ZM157 95V94H156ZM192 95V93H191ZM234 95V94H233ZM61 97L63 95H60ZM59 96V97H60ZM83 96V95H82ZM117 96V95H116ZM186 96V95H185ZM202 96V95H201ZM207 96V95H205ZM38 97V96H36ZM58 97V98H59ZM69 97V96H68ZM95 98V97H94ZM98 98V97H97ZM161 98V99H159ZM22 99V100H21ZM63 99V98H62ZM139 99V98H138ZM145 99H149V100H145ZM20 102H19V101ZM58 101L60 99H57ZM18 101V102H16ZM36 101V103H37ZM54 101V100H53ZM52 101V102H53ZM62 101V100H61ZM79 101V100H78ZM252 101V100H251ZM250 101V102H251ZM253 101V102H254ZM57 102V101H56ZM121 102V101H120ZM252 102V103H253ZM34 103V102H33ZM32 103V104H33ZM59 103V102H58ZM112 103V102H111ZM116 103V102H115ZM164 103V101H163ZM255 103V102H254ZM35 104V103H34ZM38 104L37 103V107H38ZM53 103H51L52 105ZM133 104H136V109H133L132 108V105ZM244 104V103H243ZM242 104V105H243ZM251 104V103H250ZM66 105V104H65ZM142 105V104H141ZM253 105V104H252ZM255 105V104H254ZM253 105V106H254ZM42 106V105H41ZM40 106V107H41ZM67 106V105H66ZM125 106V105H124ZM180 106V105H179ZM249 107L251 105H248ZM253 106H252V110H253ZM39 107V108H40ZM55 107V106H53ZM162 107V105H161ZM216 107H221V109L219 108L218 110V113L216 112L215 113V110H216ZM235 107V108H237ZM242 107V106H241ZM255 107V106H254ZM42 108V107H41ZM46 108V107H45ZM43 108V110L45 109ZM48 108V107H47ZM50 108V107H49ZM146 109V112L143 111V109ZM169 108V107H168ZM84 109V108H83ZM140 109V110H139ZM160 109V108H159ZM248 110V107L246 108ZM256 109V108H255ZM254 109V110H255ZM36 110H38L36 108ZM48 110V109H46ZM51 110V109H50ZM54 110V109H53ZM57 110V109H56ZM85 110V109H84ZM155 110V109H153ZM162 110V109H161ZM232 110H236V109H232ZM238 110V109H237ZM242 110H245V109H242ZM34 111V110H33ZM42 111V110H41ZM55 111V110H54ZM152 111V110H151ZM163 111V110H162ZM165 111V110H164ZM163 111V112H164ZM167 111V110H166ZM174 111L178 112V113H174ZM251 111V110H249ZM51 112V111H50ZM61 112V111H60ZM65 112V111H64ZM95 112V111H93ZM169 112V110H168ZM166 112V113H168ZM256 112V111H255ZM15 113V114H14ZM55 113V112H54ZM53 113V114H54ZM81 113V112H80ZM96 113V112H95ZM153 113V112H152ZM159 114L157 111H155L154 114ZM165 113V112H164ZM233 112H231L232 114ZM254 113V112H253ZM9 114V113H8ZM11 114V113H10ZM41 114V113H40ZM39 114V115H40ZM43 114V113H42ZM59 114V113H57ZM64 114V113H63ZM74 114V113H72ZM99 114V113H98ZM153 114V115H154ZM225 114V113H224ZM228 114V113H227ZM235 114V112H234ZM239 114V112L237 113ZM243 114V113H242ZM245 114V113H244ZM259 114V113H257ZM12 115V116H13ZM95 115V114H94ZM151 115V114H150ZM222 115V114H221ZM241 115V114H240ZM254 115V114H253ZM44 116V115H43ZM59 116V115H57ZM61 116V114H60ZM70 116V115H68ZM160 116V114H159ZM226 116V115H225ZM253 117L252 114L249 115V117ZM37 117V116H36ZM40 117V116H39ZM98 117V115H97ZM154 117V116H153ZM157 117V116H155ZM222 117V116H221ZM232 117H235L232 115ZM237 117V116H236ZM235 117V118H236ZM257 117V116H256ZM4 118V117H3ZM8 119L5 118V120H9V118L11 117H8ZM52 118H53V115H52ZM73 118L69 119L70 122H74L73 121ZM101 118V116H100ZM177 118V117H176ZM223 118V117H222ZM221 118V119H222ZM259 118H261V115H259ZM259 118L257 119L258 122H259ZM58 119V117H57ZM155 119H158V118H155ZM224 119V118H223ZM228 119V118H227ZM240 119V118H239ZM254 119V118H253ZM255 119V121H256ZM2 120V119H0ZM4 120V119H3ZM50 120V119H49ZM55 120V119H54ZM53 120V121H54ZM89 120V119H88ZM140 120V119H139ZM142 121L140 122L141 126L143 129H145V125H147L146 123L148 122L147 119H141ZM175 120V119H174ZM24 123H23V122ZM39 121V120H38ZM51 121V120H50ZM49 121V123H50ZM136 121V120H135ZM157 121V120H156ZM173 121V120H172ZM171 121V122H172ZM176 121V120H175ZM262 121V120H260ZM10 122V121H9ZM65 122V120H64ZM66 122V123H67ZM169 122V121H168ZM236 122V121H235ZM240 122H243V121H240ZM254 122V121H253ZM252 122V123H253ZM256 121V123H258ZM4 123V122H3ZM54 123V122H52ZM63 123V122H62ZM161 124V122L159 121L158 124ZM177 123V121H176ZM11 124V123H10ZM59 124V123H58ZM159 124V125H160ZM23 125V126H21ZM50 125V124H49ZM67 125V124H66ZM260 125V124H259ZM262 125V123H261ZM60 126V125H59ZM58 126V127H59ZM158 126V125H157ZM189 126V127H190ZM251 128L253 125H250ZM263 126V125H262ZM12 127V126H11ZM22 127V128H21ZM57 127V128H58ZM66 127V126H65ZM131 127V129H130ZM135 127V126H134ZM148 127H149V124H148ZM226 127V128H225ZM258 127V126H257ZM261 129H263L261 126H259ZM15 128V127H14ZM29 128V129H30ZM137 128V127H136ZM162 128V126H161ZM173 128V127H172ZM183 128V127H182ZM185 128V126H184ZM187 128V127H186ZM13 129V128H11ZM28 129V128H27ZM26 131L30 132L31 130H27ZM35 130V127L33 128ZM37 129V127H36ZM151 129V127H150ZM148 129V130H150ZM254 129H255V125H254ZM17 130H19L17 128ZM25 130V129H24ZM40 130V129H39ZM59 130V129H58ZM96 130L95 133H93V131ZM139 132H140V129H138ZM137 130V131H138ZM157 127H156V131H157ZM161 130V129H159ZM158 130V131H159ZM184 130V129H183ZM16 131V130H15ZM37 131V130H36ZM51 131V130H50ZM143 131V130H142ZM157 131V132H158ZM22 132H25V131H22ZM21 132V133H22ZM47 132V131H46ZM148 132V131H147ZM153 132V131H152ZM160 132V131H159ZM254 132L256 134H261L262 132L259 131V130H254ZM20 133V134H21ZM118 133V134H117ZM138 133V132H137ZM141 133H144V132H141ZM156 132H153V134H155ZM3 134V135H2ZM17 134V133H16ZM31 134V133H30ZM35 134V133H34ZM38 134V133H37ZM70 134L71 135V138L67 137V135ZM117 134V135H115ZM152 134V133H151ZM264 134V133H263ZM7 135H10V134H7ZM7 135H5L4 133H0V145L5 141V139H7L8 137H6ZM137 135V134H136ZM139 135V134H138ZM148 135V134H147ZM146 135V136H147ZM150 135V134H149ZM207 135H211V140H206V137H208ZM135 136V135H134ZM140 136V135H139ZM254 136V135H253ZM10 137V136H9ZM59 137V134L58 136ZM62 137V136H61ZM78 137H85V139L81 138V139H77ZM90 137H91V140H90ZM137 137V136H136ZM151 137V136H150ZM154 137V135L152 136ZM159 137V136H158ZM200 137H203L202 140L200 141ZM210 137V136H209ZM217 138L219 140V142H223V144L221 145L223 147H217L215 146V141H217ZM55 139V138H54ZM249 139H251L249 141ZM46 140V139H45ZM27 141V140H26ZM55 141V140H54ZM193 143H192V142ZM209 141V142H208ZM116 142V143H115ZM115 143V144H114ZM124 143V142H123ZM192 143V144H190ZM17 144V143H16ZM130 144V143H129ZM27 145V144H26ZM127 145V144H125ZM217 145V144H216ZM237 145V144H236ZM131 146V144H130ZM229 146V147H228ZM66 147V146H65ZM73 147V146H72ZM219 148V149H216ZM225 147V148H224ZM13 148H16L15 146V142L9 144L8 146H6L5 148L1 149L0 150V165L2 167H7L10 165L9 161L7 160V155L10 151H12ZM46 148V147H44ZM54 149V148H53ZM70 149V148H68ZM126 149V148H125ZM128 149V148H127ZM126 149V150H127ZM222 149V150H221ZM40 150V149H39ZM55 150V149H54ZM64 150V149H63ZM130 150V148L128 149ZM90 151H92V155H89ZM228 151V150H226ZM210 152V153H209ZM54 153V152H53ZM57 153V152H56ZM167 152H165L166 154ZM55 154V153H54ZM164 154V155H165ZM246 154V155H245ZM48 155V153H47ZM138 154H135L134 156H137ZM224 155V156H225ZM233 155V154H231ZM31 155H28V157H30ZM188 156V155H186ZM237 156V155H235ZM27 156H25L26 158ZM60 157V156H59ZM90 157V158H89ZM182 157H181V160H182ZM190 157V156H189ZM30 158L34 159L33 156H31ZM47 158V157H46ZM157 158V157H156ZM188 158V157H187ZM238 158V157H237ZM151 159V160H150ZM179 159V157L177 158ZM199 159V158H198ZM38 160V158H37ZM48 160V159H46ZM108 160V159H107ZM110 160V159H109ZM184 160V159H183ZM187 160V159H186ZM74 161V162H73ZM94 161V163L92 162ZM14 163V161H12ZM11 162V163H12ZM52 162V161H51ZM112 161L110 162H104L106 164V167H108V165H111ZM114 162V161H113ZM167 162L168 160L166 158H164L163 154L161 153V155H159V157L157 159H153L152 158H146V159H133L131 160L130 162H128L125 166V171H127L128 174V177L125 179L124 176L122 177L123 180H125L124 183H122V187L125 186V188H128L131 184V182L133 183V187L131 188L134 189V191L136 190V188H139V186L143 185L144 187L146 186H149L148 183L152 180H150V178L152 177V175L156 174V173H159V166L160 168H163L164 166L167 165ZM175 162V161H173ZM186 162V161H185ZM210 162V161H209ZM211 162H214V161H211ZM210 162V163H211ZM38 164L40 165H43L45 163V156H40L39 157V160L37 161ZM171 164V162H168ZM180 163V162H178ZM219 165L220 162H218ZM222 163V162H221ZM263 163V165H262ZM21 164V163H20ZM46 164V163H45ZM74 164V165H73ZM108 164V165H107ZM185 164V163H184ZM183 164V165H184ZM212 164V163H211ZM227 164V163H226ZM22 165V164H21ZM159 165V166H158ZM181 164H177V163H172L168 168H176L178 169L179 166ZM224 165V164H222ZM221 165V166H222ZM49 166V165H48ZM138 166H145V172H142L141 170H138L139 167ZM149 166V167H148ZM189 166H186V167H189ZM220 166V167H221ZM227 166V165H226ZM22 167V166H21ZM62 167V166H61ZM178 167V168H177ZM209 167V166H208ZM211 168H213V166L210 165ZM219 167V166H218ZM58 168V167H57ZM181 168V167H180ZM210 168V169H211ZM215 168V166H214ZM223 168V167H222ZM54 172H56L57 170L55 168H53ZM59 169V168H58ZM76 169V167H75ZM104 169V168H103ZM107 168H105L104 170H106ZM207 169V168H206ZM50 170V169H49ZM49 170L47 171L48 172V175L51 173H49ZM52 170V169H51ZM56 170V171H55ZM60 170V169H59ZM173 170V169H171ZM208 170V169H207ZM213 170V169H212ZM216 170V169H215ZM221 170V169H220ZM219 170V171H220ZM43 171V169H42ZM45 171V170H44ZM107 172H109V170L107 169L106 170ZM124 171V172H125ZM205 171V170H203ZM202 171V172H203ZM218 170L215 171V173H211L213 175L215 174H219L221 173L222 171L219 172ZM15 172V171H14ZM27 172H30V170H27ZM60 171H57V173H59ZM105 172V171H104ZM112 172V171H111ZM121 172V171H120ZM134 174L133 177H131V174ZM178 171H176L175 173H177ZM217 172V173H216ZM18 173V172H16ZM122 173V172H121ZM208 173V172H207ZM207 173H205L207 175ZM37 174V173H36ZM171 174V173H169ZM224 174V173H223ZM221 174V176L223 175ZM30 175V174H29ZM39 175V174H38ZM107 175V174H106ZM139 176H142L141 179V183H140V180L139 179H136L137 177ZM172 175V174H171ZM15 175L14 173H11L9 177H7V179L5 180H10L12 178H14ZM57 176V175H56ZM104 176V175H103ZM115 176V175H114ZM161 176V175H160ZM218 176V175H217ZM229 176V175H228ZM168 177H170L168 175ZM212 177V176H211ZM42 178V177H40ZM101 178V177H100ZM206 178L207 177H202L201 179L204 181H206ZM220 178V177H219ZM224 178V183H225V178L226 177H223ZM102 179V178H101ZM114 179V178H113ZM111 179L110 181L107 182V178H104V184H102L101 182V187H99V191L98 192H95V202L92 201L91 205L88 206L89 207H95V205L97 206L98 202L102 196H104L106 194L105 192V188H110L109 186H105V184H108V183H112L115 182L116 180H113ZM119 179V178H118ZM160 179V178H159ZM209 179V178H208ZM221 179V178H220ZM219 180H213V181H220ZM22 182H20L21 184L19 185L20 187L23 185V187L25 186V179H21ZM45 180V179H44ZM109 180V178H108ZM150 180V181H149ZM163 180V179H162ZM95 181L97 183V178H95ZM118 181V180H117ZM54 182V181H53ZM59 182L60 180L58 179V182L55 184L57 185L56 187H52V188H57L59 187ZM123 182V181H122ZM151 181V184H150V187L151 186H154L156 187L157 185H159L160 183L154 181ZM165 182V180L163 181V183ZM209 182H210V179H209ZM211 182H212V179H211ZM198 183V182H197ZM217 183V182H216ZM219 183V182H218ZM217 183V184H218ZM120 184V183H118ZM167 184V183H166ZM208 184V183H207ZM205 184V185H207ZM213 184V183H211ZM236 184V185H238ZM109 185V184H108ZM198 185V184H197ZM216 185V184H215ZM214 185V186H215ZM247 184H245L246 186ZM83 186V185H82ZM134 186L136 188H134ZM203 186V185H202ZM235 186V184H234ZM95 187V186H94ZM208 187V186H207ZM212 187V185H211ZM22 188V187H21ZM97 188H98V185H97ZM113 188V187H112ZM143 188V187H142ZM158 188V187H157ZM155 188V190L157 189ZM216 187L214 188H210V189H213L215 190ZM88 189V188H87ZM198 189V188H196ZM195 189V191H196ZM237 189V187H236ZM235 189V190H236ZM57 190V189H56ZM91 190V189H90ZM199 190V189H198ZM212 190V191H213ZM244 190V191H243ZM126 191V190H125ZM146 191V190H145ZM209 191V190H208ZM207 191V192H208ZM93 192V191H92ZM109 192V191H108ZM124 192V191H123ZM129 192V191H128ZM151 192V191H150ZM149 192V193H150ZM200 192V191H199ZM205 192L204 194L206 195ZM210 192V191H209ZM91 193V192H90ZM112 192H110L109 194H111ZM130 193V192H129ZM128 193V194H129ZM152 193V192H151ZM156 193V191H155ZM201 193V192H200ZM203 193V191H202ZM216 193V192H215ZM237 193V192H236ZM87 194V193H85ZM94 194V192L92 193V195ZM102 194V196H101ZM108 194V195H109ZM212 194V192H211ZM229 194V197H227ZM114 193H112V197H114ZM119 194H117L116 196H118ZM126 195V193H125ZM207 195H209L207 193ZM213 195V194H212ZM212 195H209L207 196L208 199H210V197H212ZM238 196H240V192L237 193ZM86 196V195H82L80 194V198L83 199V197ZM88 197L90 195H87ZM151 196V195H150ZM105 197V196H104ZM124 197V195H123ZM207 197H205V200L207 199ZM109 198V196H108ZM122 198V196H121ZM239 198V197H238ZM69 199V197H68ZM117 199V197H116ZM129 199V198H127ZM132 199V198H131ZM207 199V200H208ZM230 199V200H229ZM70 200V199H69ZM84 200V199H83ZM87 200V198H86ZM107 200V198H106ZM125 200V199H124ZM123 200V201H124ZM178 200H180L181 202H179ZM58 201V200H57ZM119 201H122L119 200ZM133 201V200H132ZM130 200V202H132ZM67 200H64L63 202H60L58 204V202H55L54 205L56 204V208L53 209V211L48 215H46L49 219H54L53 223V227L52 226H49L50 228H52V230L49 231V233H43V234H39L38 236L35 235L36 237H38L37 241H32L30 240L32 237H35L33 236V232L31 231V236L28 238V239H21V240H17V241H14L15 244H13V248L12 250L10 251V254L9 256H6L5 255V251L8 247H6L7 245L6 244H9V242H5L4 240H0V264H115V257H116V254L117 253H120V251L123 253L122 254V257L123 259H127L129 256H128V250H119L116 252L117 249L115 248H105L106 244H110V241L109 240H105L104 239V236H102V234H100V231H99V222L100 220H94L95 222L94 223H86L84 221H81L82 219H75L77 221H81V223L76 226H74L73 228L69 225L70 223L68 221H65V219H62V214H61V210H62V205H64V207L67 205ZM84 202V201H83ZM86 202H89V201H86ZM261 202V203H260ZM76 203V202H74ZM72 203V204H74ZM80 203V200H78V202L76 204H79ZM108 203V202H107ZM237 203V205H238ZM70 204V203H69ZM69 204L67 205L69 207ZM81 204V203H80ZM87 204V203H86ZM75 205V204H74ZM84 205V204H83ZM104 205V204H103ZM106 205V204H105ZM202 205V204H200ZM51 206V205H49ZM71 206V205H70ZM87 206V205H86ZM236 206V205H235ZM84 207V206H83ZM99 207V206H97ZM240 206H238L239 208ZM53 208V207H52ZM71 208H74V206H72ZM105 208V207H104ZM235 208V207H234ZM66 209V207H65ZM70 208H68V211H69ZM97 209V208H96ZM101 209V208H100ZM106 209H107V206H106ZM186 209V210H187ZM194 209V210H193ZM199 209V208H198ZM237 209V208H235ZM240 209V208H239ZM238 209V210H239ZM67 210V209H66ZM74 210V213H75V209H72ZM80 210V209H79ZM88 210V209H87ZM95 210V209H94ZM94 210L92 212H94ZM104 210V209H103ZM250 210V211H248ZM82 211V210H81ZM86 211V210H85ZM90 211V210H89ZM142 211H145L144 214H142ZM221 211H223V213H221ZM70 212V211H69ZM80 212V211H79ZM84 211H82L83 213ZM88 212V211H86ZM84 212V214L86 213ZM96 212V211H95ZM176 212V213H175ZM250 212V213H249ZM91 213V212H90ZM112 213V212H111ZM115 213V212H114ZM127 213V212H125ZM124 213V215H125ZM219 213H221V215L223 216H220L218 215ZM249 213V214H247ZM46 214V212H45ZM64 214V213H63ZM70 215V213H68ZM76 214V213H75ZM81 215V214H80ZM87 215V214H86ZM111 215V214H109ZM185 215V216H184ZM195 215H193L192 217H194ZM204 215V214H203ZM68 216V215H67ZM79 216V215H78ZM77 216V217H78ZM82 216V215H81ZM92 216H93V213H92ZM123 216V215H122ZM130 218L129 221H135L133 215H129ZM160 216H163L164 217V225L162 226H155L156 228L154 229V225L158 224L159 222L155 223V221L157 220L156 218H158L159 220V217ZM189 216V215H188ZM72 217H75V216H72ZM71 217V219H72ZM196 217V216H195ZM207 217V215H206ZM46 218V217H45ZM80 218V216H79ZM82 218V217H81ZM88 218V217H86ZM85 218V220H86ZM120 218V217H119ZM124 218V217H123ZM186 218V217H185ZM190 218V216H189ZM188 218V219H189ZM204 218V217H203ZM202 218V219H203ZM47 219V218H46ZM70 219V220H71ZM89 219V218H88ZM87 219V220H88ZM92 218H90L91 220ZM94 219V218H93ZM127 219V218H126ZM156 219V220H154ZM198 219V218H197ZM89 221V220H88ZM196 221V220H195ZM194 221V222H195ZM206 221V219H205ZM113 222V221H112ZM112 222H109L108 224H106V227L108 229H113L114 227H116L118 224H119V221H114V223ZM126 222V221H125ZM131 222V223H133ZM178 222V223H177ZM191 222V221H190ZM193 222V221H192ZM192 222L190 225H192ZM193 222V223H194ZM213 222V223H212ZM232 222V224H230ZM236 222V223H235ZM237 222L239 223L238 226H236ZM161 223V222H160ZM197 223V222H196ZM195 223V224H196ZM204 223V222H203ZM207 223V222H205ZM65 225V226H70L71 228V233H68L67 231H63L62 230H59L58 232L55 230V227L57 225ZM86 224V225H85ZM101 224V223H100ZM85 225V226H84ZM108 225V226H107ZM121 225V224H120ZM123 225V224H122ZM180 225V224H179ZM183 226H186L187 225V221H186V224L184 225V223L182 224ZM189 225V224H188ZM201 225V224H200ZM205 225V224H204ZM26 226H27V221H26ZM64 226V227H65ZM95 227V230L92 229V227ZM124 226V225H123ZM198 226V225H197ZM41 227V226H40ZM63 227V226H62ZM61 227V228H62ZM200 227V226H199ZM28 228V226H27ZM103 228V226H102ZM118 228V227H117ZM122 228V227H121ZM197 228V227H196ZM43 229V228H42ZM144 229V230H143ZM154 229V231H152ZM39 230V229H38ZM45 230V229H44ZM42 230V231H44ZM86 230V231H85ZM101 230V229H100ZM125 230V227H123V229H121V231H124ZM216 230L220 231L219 233L217 232V234H214V232H216ZM203 232V230H201ZM70 232V231H69ZM154 232V233H152ZM162 232V233H160ZM167 232V233H165ZM228 234L229 235L225 236V238H222L225 234ZM57 234V235H56ZM62 234H66L68 235L69 237H71L70 239L65 236L66 238L64 237H61L60 235ZM213 235L212 237L210 235ZM59 235V236H58ZM146 236V237H147ZM168 236V237H167ZM211 237V239H209ZM117 238V237H116ZM116 238H112V239H116ZM190 238H194V239H190ZM208 239V240H207ZM34 240V239H33ZM99 240H102V241H105L104 244L101 245L100 241ZM203 240V242H202ZM152 241V242H150ZM159 241V240H158ZM194 241H197V242H200L201 243H197V244H193ZM86 242V243H84ZM124 242V241H123ZM184 242V243H183ZM215 242V243H214ZM13 243V242H11ZM196 243V242H195ZM214 243V244H213ZM117 245H121V244H117ZM125 245V244H124ZM135 245V246H133ZM178 245V246H176ZM116 246V245H115ZM146 246V244H145ZM144 246V247H145ZM194 248L197 247V248H194V249H190V248ZM6 247V248H5ZM121 247V246H120ZM141 247V246H140ZM151 247V246H150ZM155 247V246H153ZM186 247H190V248H186ZM199 247V248H198ZM5 248V249H4ZM139 248V247H138ZM177 248H180V250H177ZM74 249L78 252V254H72V253H75L74 252ZM140 249V248H139ZM198 249H204V251H196ZM4 250V251H3ZM135 250V249H134ZM154 253H152V252ZM2 252H4V255H5V258L7 259H4L3 255H2ZM146 253V254H145ZM172 253H175L174 255ZM185 254H187L188 256H185ZM55 256H60L62 258H66L67 260H62V259H54L53 260V257ZM120 256V254H117V257L118 258ZM134 258V259H132ZM194 260H193V259ZM119 259V258H118ZM117 259V260H118ZM119 261V260H118ZM124 262V261H123ZM149 262V263H148ZM187 262V261H186ZM185 262V263H186ZM117 264V263H116ZM122 264V263H121ZM128 264V263H127ZM168 264V263H167ZM174 264V263H173Z\"/></svg>", "mask_w": 264, "mask_h": 264}, {"label": "water", "instance_id": "obj_3", "mask_svg": "<svg viewBox=\"0 0 264 264\" xmlns=\"http://www.w3.org/2000/svg\"><path fill=\"white\" fill-rule=\"evenodd\" d=\"M201 54L203 53L192 50L172 53L168 55L162 69L189 73L204 81L218 79L224 82L240 81L264 85V69L260 65H252L244 69L237 67L235 64H222V60L212 59ZM11 193L12 188L9 185L0 194V201H3V203H0V240L14 242L28 239L32 233L26 226V219L24 220V227H21V224L17 222L21 219L20 213L15 210V205L5 199ZM15 199L19 201L20 196L16 195ZM13 246L12 244L6 249V256H9Z\"/></svg>", "mask_w": 264, "mask_h": 264}, {"label": "snow or ice", "instance_id": "obj_4", "mask_svg": "<svg viewBox=\"0 0 264 264\" xmlns=\"http://www.w3.org/2000/svg\"><path fill=\"white\" fill-rule=\"evenodd\" d=\"M203 55V54H201ZM222 64H234V62L229 61H221ZM4 172H0V194L4 192L9 185L12 188V193L5 197L9 201V203L15 205V210L20 213L21 219L17 222L21 224V227H24V220L28 221V230L33 233L37 230L40 219L43 215V209L45 207V201L43 199H36L32 195L27 194V189L20 188L16 185L15 182L9 181L5 183ZM19 195L20 200L17 201L15 196ZM39 196V193L36 194ZM3 203V201H0Z\"/></svg>", "mask_w": 264, "mask_h": 264}, {"label": "crops", "instance_id": "obj_5", "mask_svg": "<svg viewBox=\"0 0 264 264\" xmlns=\"http://www.w3.org/2000/svg\"><path fill=\"white\" fill-rule=\"evenodd\" d=\"M179 137H170V139L169 140H175V139H178ZM168 140V141H169ZM192 142V141H191ZM194 142V141H193ZM192 142V143H193ZM192 143H190V144H192ZM124 145H125V143H124ZM167 153L165 154V155H167L165 158L168 160V162H171V164L172 163H177V164H181L180 166H179V168L178 169H174V168H168L171 164L170 163H168L167 162V165L166 166H164L163 168H160V166H159V169H160V171H159V173H156V174H154V175H152V177L150 178V180L151 181H156V182H160V181H166L163 185H165L166 183H167V185H165V186H168V185H174V182H179L178 183V185H180V186H182V188L183 187H186V186H188V185H190V181H188L187 179H184V177L182 178V179H179L178 180V176H181V175H183V174H186V173H188V169H189V167L190 168H192V165L193 164H191L190 166H189V163H190V160L193 158V157H195L194 156V152H195V154H197L198 153V151H193L192 150V148L191 147H189V149L184 153L183 152V157L182 156H179L178 154H177V150H171V149H169L168 151H166ZM186 155H188V156H186ZM141 156H143V155H139V156H135V157H141ZM190 156V157H189ZM179 157V159H177ZM181 157H182V160H181ZM188 157V158H187ZM205 157V156H204ZM184 159V160H183ZM187 159V160H186ZM110 161H114V160H110ZM173 161H175V162H173ZM186 161V162H185ZM189 163H188V162ZM178 162H180V163H178ZM185 163V164H184ZM184 164V165H183ZM186 166H189V167H186ZM199 165H197L196 166V169H197V167H198ZM181 167V168H180ZM171 169H173V170H171ZM176 171H178L177 173H175ZM192 172H194L193 171V169L191 170V172H190V174L188 175L189 176V178H191L192 176H190L191 174L193 175V173ZM169 173H171V174H169ZM161 175V176H160ZM168 175L170 176V177H168ZM188 176H187V178H188ZM160 178V179H159ZM163 179V180H162ZM149 180V181H150ZM183 180V181H182ZM121 182H122V180H121ZM123 183V182H122ZM123 188H125V186H123ZM125 189H127V188H125ZM115 195H117V194H119V193H114ZM181 209L182 211H184V210H186L187 208H188V206H186L185 208H184V206H180V208L179 207H176V209ZM176 213V212H175ZM178 219H181V218H178Z\"/></svg>", "mask_w": 264, "mask_h": 264}]
</instances>
